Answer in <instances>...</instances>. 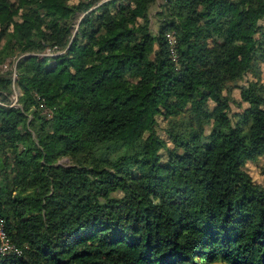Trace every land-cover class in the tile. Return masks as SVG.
Listing matches in <instances>:
<instances>
[{"label": "trees", "instance_id": "1", "mask_svg": "<svg viewBox=\"0 0 264 264\" xmlns=\"http://www.w3.org/2000/svg\"><path fill=\"white\" fill-rule=\"evenodd\" d=\"M153 2L0 0V264H264V0Z\"/></svg>", "mask_w": 264, "mask_h": 264}, {"label": "rangeland", "instance_id": "2", "mask_svg": "<svg viewBox=\"0 0 264 264\" xmlns=\"http://www.w3.org/2000/svg\"><path fill=\"white\" fill-rule=\"evenodd\" d=\"M100 1H104V0H100ZM158 1L160 0H156V2L151 3L150 5V15H151V24L152 27L155 28L156 27V17H155V10L159 9L158 6ZM68 2H76V0H68ZM46 50L48 49H42V52H46ZM22 56V54L20 55ZM19 56V57H20ZM18 57V56H17ZM17 57L15 56H10L7 57L3 62H0V73H5L7 74V71H9V75L11 76V83L10 86L12 88L11 92L8 95V99L6 101H2L1 102L5 103V104H17V97H18V86L16 84L15 78H16V72H15V68H16V61H17ZM260 67H261V80H264V62H260ZM8 75V74H7ZM248 77H251L250 74H247ZM245 78L242 79L241 81L238 82V84H241L242 82L244 83ZM230 94L232 96V98L234 99V101L231 102V109L232 111H236V110H241L242 107H244L247 103L244 101H240V90L237 86L233 85L230 91ZM238 102H240V104H238ZM211 106H212V102H210ZM40 114L44 117H48L50 115V113L48 112V108H40ZM208 130V126H205V131ZM64 161L66 160V158L64 159H60V161ZM263 162H264V155H259L258 157L254 158V159H249L245 162L244 164V168L247 170V172L250 174L252 180L256 183L262 184L263 183V179H264V175L262 173V168H263ZM209 264H223L220 261L217 262H212Z\"/></svg>", "mask_w": 264, "mask_h": 264}, {"label": "built area", "instance_id": "3", "mask_svg": "<svg viewBox=\"0 0 264 264\" xmlns=\"http://www.w3.org/2000/svg\"><path fill=\"white\" fill-rule=\"evenodd\" d=\"M99 2H101L99 0ZM167 40L169 42V52L173 58L176 60V52L174 48L175 38L171 32L166 34ZM0 254L1 255H21L22 249L15 242L12 241L11 237L8 234L6 228V221L3 216H0Z\"/></svg>", "mask_w": 264, "mask_h": 264}]
</instances>
